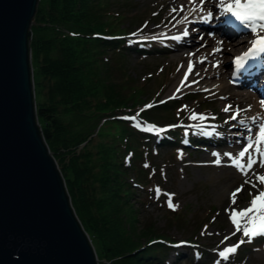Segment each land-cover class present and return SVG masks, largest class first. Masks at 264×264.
<instances>
[{
    "label": "rangeland",
    "instance_id": "obj_1",
    "mask_svg": "<svg viewBox=\"0 0 264 264\" xmlns=\"http://www.w3.org/2000/svg\"><path fill=\"white\" fill-rule=\"evenodd\" d=\"M166 4L167 0H111L109 5V11L112 13L120 12L118 21L126 33L124 43L127 46L140 41L150 45L148 53L128 48L127 54L110 55L109 53L105 57L109 63L111 62V68L113 67L111 74L117 80H111L118 82L119 93L126 97H134L137 102L125 107L124 111L111 110L108 114L99 117L97 109L105 101L104 91L101 90L88 98L82 111L70 112L64 107L61 115L69 125L84 126L87 130L94 131L93 142L96 144L106 139L112 142L119 159L117 151L118 149L124 151V144L129 139L121 138L116 133L123 130L125 126L122 124L123 121L106 120L116 117L129 121L136 129H142L145 140L140 141V137L138 140L135 138L137 142L134 143L140 148V151L142 150V155L138 159L134 157L132 163H136L143 169L146 178L137 176L134 169L129 171V175L122 174L124 176L120 178L124 177L125 179L126 177L132 183L133 187H122V195H124V191L130 192V200L135 207L140 231L150 225L156 233L154 236L162 235L163 238L169 239H164L165 245L160 246L161 249L159 248L161 261L158 262L156 258L152 257L151 264H217L218 261L220 264H264V235L256 236L251 242H248L247 238L243 237L240 232H236L235 228L229 231L232 234L228 239L231 246L237 244L241 239H244L245 243L240 245L227 260H222L218 256L212 259L211 250L215 249L214 241L229 230V222L224 211L225 208L230 207V204L227 206V202L220 203L210 196V183L213 181L211 176L215 171L220 172L218 168H212L216 163H197L205 158L204 154L208 155L206 159L210 160L211 157L217 158L214 153L219 154L222 149L232 147L231 141L223 140L224 134L231 137L232 141L233 138L241 134V131L245 136V141L249 134L254 137L260 122L264 119L255 120L257 125L255 127L253 124H248L249 126L246 128L241 124L238 125L239 120H244L243 117H238L235 120L236 123L232 124L231 118L223 115V113L226 114L224 108L229 106V98L218 95L213 99L211 95L212 89L222 83L217 74L207 82L196 84L187 81L183 85L181 83L173 87L180 78L184 81L189 62L194 65L199 60L174 59L172 53L178 52L176 49H171L175 39L160 37L170 26L162 23L166 14ZM205 12L207 13V11ZM205 12H203L204 16ZM108 17V20L111 21L114 16L108 15ZM205 34V28L201 27L189 40L200 43ZM172 35L168 33L166 36ZM241 36L244 35L238 37ZM238 51L240 50L230 51L231 58ZM91 55L93 56L94 53ZM205 63L221 66L220 60L216 57L210 61L206 60ZM105 69L100 68V71ZM102 77L105 76L102 74ZM227 78L231 81L228 74ZM234 87L236 90L244 89L255 93L251 85H236ZM168 97L172 98L166 101L165 99ZM170 102L172 105L169 104ZM223 102L226 104L225 107L222 106ZM249 103L252 102L249 101ZM191 106L202 117L212 119L214 127L205 129L195 127L196 123L189 120L188 117V109ZM144 107H148V109L141 110ZM145 114H148L147 117L152 122H145L141 119L140 115L144 116ZM224 125L230 127L224 130ZM100 126L103 127L100 128ZM168 127H175L180 131L181 143L174 142V145H168L169 142H165L161 144L158 134L160 130ZM249 128L251 133L248 132ZM98 130L99 133H97ZM193 135L198 137H192ZM127 151L128 149L124 152L121 151L122 158L126 156ZM148 159L152 164L146 169L150 171L149 174L142 166L148 163ZM132 163H128L127 166H131ZM58 165L60 167L59 163ZM157 189H159V193ZM109 194L112 192L110 191ZM169 196H171L172 204L178 206L175 207V210L168 206ZM149 238L146 235L143 236L141 243L147 244ZM115 260L116 257L98 256L99 264H111L112 261L114 264Z\"/></svg>",
    "mask_w": 264,
    "mask_h": 264
},
{
    "label": "trees",
    "instance_id": "obj_2",
    "mask_svg": "<svg viewBox=\"0 0 264 264\" xmlns=\"http://www.w3.org/2000/svg\"><path fill=\"white\" fill-rule=\"evenodd\" d=\"M110 3L111 0H39L29 36L36 111L42 135L60 164L72 205L98 256L116 257L114 264H151L152 257L161 261L160 246L165 245L164 239H169L154 236L150 225L140 231L130 192L124 191L122 195V187H133L132 183L126 177L120 178L122 174L129 175L131 169L146 178L143 169L132 163L134 157L142 155V150L134 145L139 137L140 141L145 140L142 129L116 117L106 120L123 121L125 126L116 133L129 139L124 144V151L128 149L124 158V151L118 149L119 159L112 142L106 139L96 144L94 131L69 125L61 115L64 107L70 112L82 111L88 98L101 90L105 101L97 109L99 117L111 110L124 111L137 102L134 97L119 93L118 82L114 81L117 79L111 74L113 67L105 57L109 53L127 54L128 48L148 53L150 45L142 41L128 46L124 43L126 33L118 21L120 12L109 11ZM108 15L114 16V21H109ZM99 67L106 69L100 71ZM145 115H140L141 119L152 122ZM175 127L160 130L161 144L181 143L182 136ZM147 162L142 165L145 171L151 160ZM128 163L132 165L127 166ZM145 235L150 237L149 242L142 244Z\"/></svg>",
    "mask_w": 264,
    "mask_h": 264
},
{
    "label": "water",
    "instance_id": "obj_3",
    "mask_svg": "<svg viewBox=\"0 0 264 264\" xmlns=\"http://www.w3.org/2000/svg\"><path fill=\"white\" fill-rule=\"evenodd\" d=\"M39 0H0V264H99L36 109Z\"/></svg>",
    "mask_w": 264,
    "mask_h": 264
},
{
    "label": "bare ground",
    "instance_id": "obj_4",
    "mask_svg": "<svg viewBox=\"0 0 264 264\" xmlns=\"http://www.w3.org/2000/svg\"><path fill=\"white\" fill-rule=\"evenodd\" d=\"M217 3L218 0H203V4L200 3V0H195V4H190L189 0H167V4L165 6L166 14L162 23L170 26L166 28V31L160 37L175 39V43L172 44L171 49H176L178 52L172 53V57L174 59L183 60L186 58H191V61L199 60L193 65L192 71L189 73L187 80H184V84L187 81H191L192 83L194 82L196 84L207 82L213 75L217 74L222 83L212 89L211 95L213 99H215L218 95L229 98V105L231 106L230 111L226 112V114L223 113V115L231 118L233 113L239 109L240 114L238 117H243V121H245V125H243V127L246 128L249 126L248 124H253L255 127L257 126L255 120L264 119V106H262L261 103L264 101V54L258 56L260 61L255 68L248 70H237V76H232L234 67L231 64L232 59L231 55H229V52L233 50L234 52L235 50L237 52V50L242 48L240 46H243L244 44L246 46L247 43L245 42L242 44L239 41L244 39L242 37L234 38L235 32L233 31L232 27L218 23L220 20L218 17L220 9L217 6ZM182 5L184 6V10L179 11ZM173 9H177L178 11L173 12ZM205 11H207V13ZM209 11L212 12V17L205 20L204 18L208 15ZM203 12H205V16ZM194 25H198L200 27L196 28ZM201 27L205 28L206 30V34L204 35L201 42H192V40H189L193 38V36L196 34V32H198V30H200ZM184 31L188 32L187 36L183 35ZM168 33L173 35L168 37L166 36ZM176 37H179V39H176ZM216 49H219V51H216ZM214 57L220 60V67L218 65L214 66L212 63H205L206 60L210 61V59L212 60ZM227 74L231 78V81L228 80ZM181 81L182 79L180 78V80H178L173 87L180 85ZM236 85H251L255 93L244 89L236 90L234 87ZM171 98L172 97H168L165 100L169 101ZM249 101L252 103L250 104ZM222 106L225 107L226 104L223 102ZM193 114L201 116L200 113L191 106L188 109L189 120H193L191 118ZM230 121L232 124L236 123L235 120L231 119ZM193 122L196 123L195 127L198 128L205 129L214 127L212 119H208L207 117H205V119L193 120ZM228 127L230 126L224 125V130H226ZM240 133V135L233 138V141L231 140V137H227V135L224 134L223 140L225 142L231 141L232 147L222 149L219 151L217 158L211 157L212 159L210 160L206 159V156L208 157V155L204 154L205 158H202L201 161L199 160L197 162L198 164L201 162L204 164H209L215 163L217 159H220L221 163L213 165L212 167L218 168L220 172L218 173V171H215L211 176L213 181L210 183V196L220 203L227 202V206L230 204V207L225 208L224 211L229 222V230L220 237H217L214 241L215 249L213 251L211 250V255H213L212 259H215L217 256L220 257L219 252L231 246V243L228 239L231 238L232 234H230L229 231L235 228L230 219L231 209L234 208L236 210H240L249 207L250 201L252 200L253 196L257 194L258 189L264 190V185L258 184L257 189L253 188L250 183H245L246 180L255 181L256 175H264V168L254 165L252 170L249 171L248 175L245 176L234 166H232L231 160L224 155L226 152L236 155L242 150V146L246 141L244 134H242L243 132L241 131ZM257 159L259 161V157H257ZM246 162L247 157L244 159V163ZM256 165H259V162ZM242 185L243 187L241 191L236 193V202L233 204L232 193L235 192L237 188H241ZM240 233L242 234V232ZM226 237L228 239H225ZM205 248L207 250V247Z\"/></svg>",
    "mask_w": 264,
    "mask_h": 264
},
{
    "label": "snow or ice",
    "instance_id": "obj_5",
    "mask_svg": "<svg viewBox=\"0 0 264 264\" xmlns=\"http://www.w3.org/2000/svg\"><path fill=\"white\" fill-rule=\"evenodd\" d=\"M189 3L195 4V0H189ZM200 3L203 4V0H200ZM218 6L221 14L231 15L253 35L250 41L251 46L248 50L241 56L235 58L236 67L243 68L248 60L264 54V0H218ZM183 10L184 6L182 5L179 11ZM172 11L176 12L178 10L173 9ZM211 17L212 12L209 11L204 19L207 20ZM183 35L187 36L188 32L184 31ZM176 39H179V37H176ZM216 51H219V49H216ZM192 68L193 64L189 62L188 71L185 73L184 77L185 81L192 71ZM181 83L183 85L184 81ZM261 103L262 106H264V101ZM230 109L231 106L229 105L224 108V111L228 112ZM239 114L240 110L237 109L231 116V119L237 120ZM191 118L193 120L205 119V117L197 116L196 114H193ZM132 119H135V117H132ZM238 122L241 125H245V121L243 120H239ZM248 132L251 133L250 128ZM214 155L218 156L219 154L214 153ZM224 155L231 160L232 166L245 176L248 175L249 171L252 170L253 166L258 162L259 167L264 168V121L260 122L258 131L254 137L251 134L247 136L246 143L242 146V150L239 151L238 154L233 155L230 152H226ZM245 157H247L246 163H244ZM257 157H259V161ZM215 163L220 164V159H217ZM245 183H250L253 188L258 189V184L264 185V175H256L255 181L246 180ZM242 187L243 185L232 193L233 204L236 202V193L240 192ZM157 192L159 193V189H157ZM168 206L173 208V210H175V207H178L172 204L171 196H169ZM230 219L235 226L236 232H242V236L247 238L248 242H251L256 236L264 235V190L258 189L257 194L254 195L250 201L249 207L240 210L231 209ZM233 235H235V233H233ZM225 239L228 238L226 237ZM243 243H245V240L241 239L237 244L220 251L219 256L222 260L229 259V256L235 253ZM217 264H220V261H218Z\"/></svg>",
    "mask_w": 264,
    "mask_h": 264
}]
</instances>
